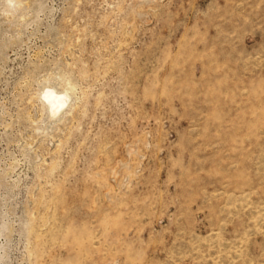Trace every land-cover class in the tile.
Wrapping results in <instances>:
<instances>
[{
    "label": "rangeland",
    "instance_id": "obj_1",
    "mask_svg": "<svg viewBox=\"0 0 264 264\" xmlns=\"http://www.w3.org/2000/svg\"><path fill=\"white\" fill-rule=\"evenodd\" d=\"M0 264H264V0H0Z\"/></svg>",
    "mask_w": 264,
    "mask_h": 264
},
{
    "label": "bare ground",
    "instance_id": "obj_2",
    "mask_svg": "<svg viewBox=\"0 0 264 264\" xmlns=\"http://www.w3.org/2000/svg\"><path fill=\"white\" fill-rule=\"evenodd\" d=\"M44 97H45V99L48 101V104L50 105V107H52V109H57L58 110V108L60 107V106H64L63 104H64V98L62 99V98H60L59 96H56L55 94H54V92H52V91H47L46 93H44ZM60 109V108H59Z\"/></svg>",
    "mask_w": 264,
    "mask_h": 264
}]
</instances>
